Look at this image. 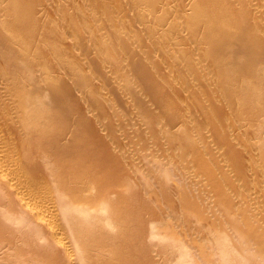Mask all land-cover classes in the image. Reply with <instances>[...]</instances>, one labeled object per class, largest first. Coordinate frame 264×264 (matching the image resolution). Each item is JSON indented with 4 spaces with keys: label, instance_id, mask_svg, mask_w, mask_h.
<instances>
[{
    "label": "rangeland",
    "instance_id": "rangeland-1",
    "mask_svg": "<svg viewBox=\"0 0 264 264\" xmlns=\"http://www.w3.org/2000/svg\"><path fill=\"white\" fill-rule=\"evenodd\" d=\"M226 1L0 0V264H264V0Z\"/></svg>",
    "mask_w": 264,
    "mask_h": 264
},
{
    "label": "bare ground",
    "instance_id": "bare-ground-1",
    "mask_svg": "<svg viewBox=\"0 0 264 264\" xmlns=\"http://www.w3.org/2000/svg\"><path fill=\"white\" fill-rule=\"evenodd\" d=\"M205 3H206L207 6L212 7L211 11H212L214 20H222L223 18H225V16H227L229 14V15H232V16L230 18L231 20H229L228 23H230L231 25H238V26H240L242 28L243 27L245 28L247 26L246 21L243 19V16H241L244 13V11H243L244 9L243 8L233 7L232 6L233 4L228 2V1H226V0H205ZM26 9L28 10V7H26ZM31 10H32V8H31ZM225 21H226V19H225ZM218 32H219V34L221 33V35L224 38H226V39L229 38L230 39V36H229L227 30L220 29ZM248 32H250V30H248ZM236 37H237L238 41L246 42L249 45H251L252 49H249L246 53L250 56V58L252 60H255V59L259 58L260 56L264 55V53H262L261 51H258V50L256 51V50L253 49L256 46H258V47L263 46L262 42H259V41H257L255 39L256 36L253 33H241L239 35H236Z\"/></svg>",
    "mask_w": 264,
    "mask_h": 264
}]
</instances>
